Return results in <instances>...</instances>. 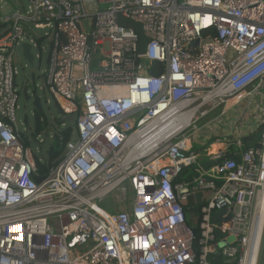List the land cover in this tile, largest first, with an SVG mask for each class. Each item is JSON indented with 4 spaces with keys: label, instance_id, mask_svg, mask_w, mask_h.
I'll return each mask as SVG.
<instances>
[{
    "label": "built area",
    "instance_id": "1",
    "mask_svg": "<svg viewBox=\"0 0 264 264\" xmlns=\"http://www.w3.org/2000/svg\"><path fill=\"white\" fill-rule=\"evenodd\" d=\"M28 11L33 21L48 19L35 24L52 39L43 84L75 117L76 136L57 166L39 177L16 122L14 55L32 41L19 25L23 15L4 20L0 264H252L254 240L258 264L264 131L260 148L243 149L241 136L214 139L234 146L238 160L211 153L203 159L215 162L207 171L184 143L215 109L258 92L264 0H30ZM118 15L141 24L149 40L143 55L138 35L121 27ZM156 65L162 71L152 75ZM192 111L185 128L152 149L140 144L145 138L135 139L154 124L144 137L157 141L166 124ZM188 168L194 178L177 182ZM197 193L199 212L186 218V199Z\"/></svg>",
    "mask_w": 264,
    "mask_h": 264
},
{
    "label": "crops",
    "instance_id": "2",
    "mask_svg": "<svg viewBox=\"0 0 264 264\" xmlns=\"http://www.w3.org/2000/svg\"><path fill=\"white\" fill-rule=\"evenodd\" d=\"M14 5V13L11 15L1 17L0 19L2 22L6 19H11L14 15L20 14L25 17L24 20L20 21V26L26 33V35L31 38L32 40H36L39 43L40 52L38 65L36 69H33L30 73V77H26L22 79L20 85V93L21 88L26 85L27 79H30L31 83L35 84V81H40V86L38 87L41 91H45L46 88L44 87L43 80H44V73L48 64L49 58V50L52 46V39L50 37V30L49 29H40V31H44L43 36H36L33 34L32 30H39L35 28L36 23L46 24L48 23V19L46 16L41 17L39 20L33 21L30 16H28V9L30 6V0H27V3L24 4L22 0H15ZM26 6V7H25ZM5 23V22H4ZM46 42V56L44 58L42 55L45 53L44 48L42 46L43 42ZM21 51V49H20ZM18 52V50H17ZM14 55L15 57L18 53ZM30 84V83H29ZM16 85V84H15ZM39 85V84H38ZM17 86V85H16ZM36 87V86H35ZM33 86H29L28 95L34 94L35 89ZM30 96V95H29ZM264 124V81L261 84L258 92L254 94L250 98H245L243 94H240L233 99L229 100L225 106H221L211 112L205 119H202L200 122V126L202 127L200 131L192 135L191 132H188L189 138L185 141L184 145L186 150L189 152H196L193 151L192 145H194L195 137H203V142L200 143L199 147L202 148L203 151L196 152L199 153L201 156V165L206 164L205 162L209 163L208 161H204V157L211 154V153H222L223 156L230 158L234 155L237 156L236 148L229 147L225 143H216L213 142L214 139L217 138H228L229 141H232L236 136L245 138H252L254 141L257 142L259 137V128ZM30 130V129H29ZM73 138V136H72ZM71 138V139H72ZM194 139V141H190V139ZM190 141V143H189ZM246 148L244 145L243 149ZM233 154V155H232Z\"/></svg>",
    "mask_w": 264,
    "mask_h": 264
},
{
    "label": "rangeland",
    "instance_id": "3",
    "mask_svg": "<svg viewBox=\"0 0 264 264\" xmlns=\"http://www.w3.org/2000/svg\"><path fill=\"white\" fill-rule=\"evenodd\" d=\"M15 2H16L15 0H0V16L5 17V16H8V15H11L12 13H14ZM22 2L24 4H26L27 0H22ZM82 25L84 26L85 22H83ZM32 32L34 35H36L38 37L44 35V31L32 30ZM42 46H43L44 51H45V53L42 55V57L44 58V56H46V50H45L46 42H45V40H44ZM17 53L18 54L15 57V67L17 69L18 74L15 77V84L17 85V91H18L19 95H18V101H17L18 110H17V114H16V122H17L19 129L23 133L25 132V129H27L28 135L34 131L37 119L40 120L41 122L46 123L47 129L43 133H41V138L38 140H31L30 145H29L31 152L36 157H38V159L44 161L47 157L48 149L50 148V146H52L54 144V141H55V139L53 137L54 133H56L57 130H59V131L64 130L63 129L64 127L57 126L56 119L58 117H57L56 111L54 109L55 99L49 94V92L47 90H45L43 92L38 88L40 86V81L39 82L37 80L35 81V85H36L35 93L34 94L30 93L29 95L31 97H33L34 95L39 97V99L41 101L42 112L36 114L34 111L35 109L33 106L32 99L29 101H26L24 99V97L22 96V94L20 93V85H21L22 79H25L26 77H30L31 76L30 72L33 69H36V67L38 65V60H37L36 56L39 54V50H37V49L33 50V55L35 56V58L33 60L32 66H29L23 60L20 50H18ZM65 126H67V125H65ZM72 130H73L72 136L75 137L76 131L74 128ZM190 141L192 142V141H194V139L192 138V139H190ZM190 141H189V143H190ZM202 142H203L202 136L198 137V138L195 137L194 145L191 146L193 151H196V152L203 151L202 148L199 147L200 143H202ZM126 197H127V200L130 202L131 195L129 194V196H126ZM110 203H111V201L103 202L100 204V206L102 208H107L108 205H110ZM127 207L128 206H126V208ZM119 209L123 210L122 208H119ZM258 264H264V232H263V237H262L261 252H260V255L258 258Z\"/></svg>",
    "mask_w": 264,
    "mask_h": 264
},
{
    "label": "water",
    "instance_id": "4",
    "mask_svg": "<svg viewBox=\"0 0 264 264\" xmlns=\"http://www.w3.org/2000/svg\"><path fill=\"white\" fill-rule=\"evenodd\" d=\"M117 22L121 27L126 28V29H132L136 32V34L138 35L137 52H138V54L143 55L145 53V46L149 40L143 32L141 24L136 23L130 19L123 18L120 15L117 16ZM7 32H8V29H6L3 32V35L6 34ZM29 39L32 42L28 41V42L23 43L21 45L20 49H21V56H22L23 60L29 66H32L33 60L35 58V56L33 55V50L34 49L39 50L40 47H39V43L36 40H32L31 38H29ZM197 43H198V41L196 40L195 42L192 43V45H196ZM33 44H35V46ZM39 52H40V50H39ZM30 81H31L30 79H27L26 85L21 88V94L26 101H29L32 99L35 111L40 113V112H42V110H41V101H40L39 97H37L36 95H34L33 97L28 95L29 86H33L34 89L36 88L35 87L36 85L34 83H31ZM15 87L17 88L16 85H15ZM54 109H55L56 115L58 117L56 119L57 126H59V127L62 126V127H64L63 129H66L68 127V125H74L75 117L73 115L66 116L63 113V111L61 110L60 106L56 102L54 103ZM65 125H67V126H65ZM57 131H59V130H57ZM244 142H245L246 148H248V149L255 148V146L257 145V142L254 141L252 138H245ZM225 158H230V156H227ZM214 165H215V162H213V161L206 163V164H202L201 169L203 171H207L209 167H212ZM201 199H202V193H197L194 196H189L186 199V205H185L187 212L197 214L199 212L198 208L202 205ZM224 214H225V211L217 212V213L213 214L211 220L213 222H217L218 219L220 217H222Z\"/></svg>",
    "mask_w": 264,
    "mask_h": 264
},
{
    "label": "trees",
    "instance_id": "5",
    "mask_svg": "<svg viewBox=\"0 0 264 264\" xmlns=\"http://www.w3.org/2000/svg\"><path fill=\"white\" fill-rule=\"evenodd\" d=\"M8 28V23H4L0 19V38L3 35V32ZM162 71V66L156 65L154 69L152 70V75H159ZM35 111V110H34ZM36 114H38L37 111H35ZM74 128V125H69L66 129L62 131H57L54 133L53 137L55 139L54 144L50 146V148L47 151V157L44 161L38 159L34 155V160L37 166L38 176L44 177L50 173L51 170H53L59 161L63 158L64 151L66 144L70 141L72 138V129ZM47 129V125L45 122H41L40 120H36L35 129L33 132H31L29 135L27 133H20V141L23 143L25 147H29L31 140H36L38 136H41V133H43ZM264 131V124L260 126L259 128V134ZM30 139V140H29ZM255 148H260V139L258 137L257 139V145ZM231 158L238 160V157L232 156ZM195 176V171L193 168L184 169L182 174L178 177L177 182H190ZM189 213L187 210L185 211L186 218L189 217Z\"/></svg>",
    "mask_w": 264,
    "mask_h": 264
},
{
    "label": "bare ground",
    "instance_id": "6",
    "mask_svg": "<svg viewBox=\"0 0 264 264\" xmlns=\"http://www.w3.org/2000/svg\"><path fill=\"white\" fill-rule=\"evenodd\" d=\"M195 111H192L188 114L185 115V120L180 122V123H176V124H166L165 127H163L162 129V132L160 133L157 141H154L152 139H148V137H144L146 136V134L148 132H150L154 127L153 125L154 124H151V125H148V127L143 130H141L139 132V134L135 137V139H140V138H145L142 140V147H147L145 148L146 150H149V149H152L154 148L156 145H158V143L160 141H164L166 138H168L169 136H172L174 134H176L177 132H180L183 128H185L187 126V123L190 121V119L192 118L193 114H194ZM146 139H148V141H150L147 145L146 144ZM263 210H264V206L262 208V213L259 217V230H261L262 228H260V224L262 223L263 221ZM257 249H258V245L256 244V240H254L252 246H251V249H250V259H251V263L254 264L255 263V259H256V253H257Z\"/></svg>",
    "mask_w": 264,
    "mask_h": 264
},
{
    "label": "clouds",
    "instance_id": "7",
    "mask_svg": "<svg viewBox=\"0 0 264 264\" xmlns=\"http://www.w3.org/2000/svg\"><path fill=\"white\" fill-rule=\"evenodd\" d=\"M244 143H245V142H244ZM185 210H186V208H185ZM189 214H190V213H189ZM189 214H188V215H189Z\"/></svg>",
    "mask_w": 264,
    "mask_h": 264
}]
</instances>
